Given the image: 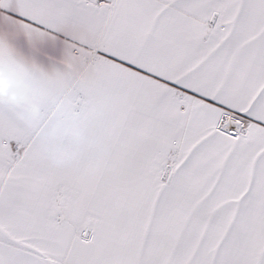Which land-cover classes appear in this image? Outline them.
<instances>
[{
	"label": "snow or ice",
	"instance_id": "obj_1",
	"mask_svg": "<svg viewBox=\"0 0 264 264\" xmlns=\"http://www.w3.org/2000/svg\"><path fill=\"white\" fill-rule=\"evenodd\" d=\"M0 264H264V0H0Z\"/></svg>",
	"mask_w": 264,
	"mask_h": 264
}]
</instances>
